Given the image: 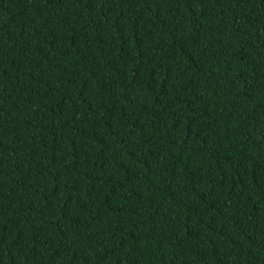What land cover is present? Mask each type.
Segmentation results:
<instances>
[{
    "label": "trees",
    "instance_id": "obj_1",
    "mask_svg": "<svg viewBox=\"0 0 264 264\" xmlns=\"http://www.w3.org/2000/svg\"><path fill=\"white\" fill-rule=\"evenodd\" d=\"M0 264H264V0H0Z\"/></svg>",
    "mask_w": 264,
    "mask_h": 264
}]
</instances>
